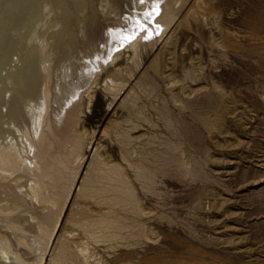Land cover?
I'll list each match as a JSON object with an SVG mask.
<instances>
[{
  "label": "rangeland",
  "instance_id": "1",
  "mask_svg": "<svg viewBox=\"0 0 264 264\" xmlns=\"http://www.w3.org/2000/svg\"><path fill=\"white\" fill-rule=\"evenodd\" d=\"M4 1L1 63L45 22L0 63V243L25 264H264V0H160L178 15L153 52L154 0Z\"/></svg>",
  "mask_w": 264,
  "mask_h": 264
},
{
  "label": "bare ground",
  "instance_id": "2",
  "mask_svg": "<svg viewBox=\"0 0 264 264\" xmlns=\"http://www.w3.org/2000/svg\"><path fill=\"white\" fill-rule=\"evenodd\" d=\"M7 0H5L4 2H6ZM30 1H32V0H30ZM3 2V3H4ZM7 2H9V3H11V1H7ZM28 2V1H27ZM8 3V4H9ZM6 4V3H5ZM17 4V3H16ZM29 4H31V2L29 3ZM47 5H44V4H42V5H44L43 7L44 8H46V7H48V9H50L49 8V6H48V3H46ZM1 5H2V3H1ZM39 5V4H38ZM32 6V5H31ZM11 7V6H10ZM13 7V6H12ZM41 8L42 9V11L44 12V13H47L48 12V9H46V11L47 12H45V9L44 8ZM6 8H8V7H6ZM23 9V8H22ZM21 9V10H22ZM26 9V8H25ZM27 9L28 10H30L28 7H27ZM159 9H161V12H160V14L158 15V16H156V12L159 10ZM14 10H15V8H14ZM24 10V9H23ZM12 11V10H11ZM33 11V10H32ZM50 12H51V10H50ZM2 13V12H1ZM28 13V12H27ZM36 13V12H35ZM31 14V13H30ZM52 14V13H51ZM21 15V14H20ZM27 15V14H26ZM46 15H48V13L46 14ZM177 15H178V13L175 11V9H174V7H173V3L171 2V1H166L164 4H162L161 6H160V0H154V2H153V5H150L149 7H148V9L145 11V12H143V13H141V14H136V19H135V24H137V25H144L145 27H146V29H145V31H146V33H147V31H150L151 32V36H152V40L150 41V42H152L150 45L152 46L151 48H150V50H151V52H153V51H155L157 48H158V46H159V44L160 43H162L163 41H164V39H166V37H168V35H169V33L171 32V30H172V28H173V26H174V24H175V21H176V18H177ZM3 17V16H2ZM14 17V16H13ZM23 15L20 17L21 19H23ZM131 17V16H130ZM1 18V17H0ZM44 15H38L37 16V18H35L34 17V20L33 21H30V22H28V23H31V24H29V25H31V29H29L28 30V32H27V37H26V42H25V45H19V44H17V49H16V51H14V53H13V55L9 58V60L8 61H6L5 62V64H3V63H1L2 61L4 62V59L1 61V59H0V63L1 64H3V66H2V70H4V71H6L7 70V68L11 65H13V66H18V65H20V64H23L22 62H23V59L25 58V57H27V55L29 54V47L30 48H32V45H34L36 42H41L42 43V41L41 40H39V38L41 37V35L39 34V32H40V30L41 29H39L40 28V26H43V24H44ZM11 20V19H10ZM13 20V22L14 21H16V19L14 20V18L12 19ZM30 20H32V19H30ZM46 20V19H45ZM12 23V22H11ZM17 23H19L18 21H16V23L13 25L14 27H15V25L17 24ZM5 24V23H4ZM3 24V25H4ZM3 27H5V25L3 26ZM26 26H24L23 28H25ZM6 28V27H5ZM11 28H13V27H11ZM17 29V28H16ZM159 29H161V33L158 35L157 34V32H158V30ZM7 30H9L8 28H7ZM22 30H25V29H22ZM144 30V29H143ZM2 31V30H1ZM11 31V30H10ZM122 32H124L125 33V35H118V37H119V39L117 40V41H115V43L117 42V44H116V46H118V47H120V44H124V43H126L127 41H130V37L132 36V35H135V33L137 32V27H135L134 29H132V30H130V29H128V28H126V29H123V30H121ZM120 31V32H121ZM142 31V30H141ZM121 32V33H122ZM12 33H14V32H12ZM19 33V32H18ZM23 32H21L20 33V35L22 34ZM110 34L112 33V32H109ZM10 34V33H9ZM15 34V33H14ZM24 34V33H23ZM22 34V35H23ZM109 34V35H110ZM144 34V33H143ZM22 35H21V38H22ZM38 35L40 36L39 38H37L38 37ZM140 35H141V33H140ZM18 36V35H17ZM139 36V35H138ZM137 36V37H138ZM24 37V36H23ZM137 37H135V38H137ZM140 37V36H139ZM138 37V38H139ZM38 40H37V39ZM37 41H36V40ZM19 40H21V39H19ZM23 41V40H22ZM36 41V42H35ZM137 39L136 40H134V41H132V42H130V44H129V46H131L132 48H134V47H136V45H137ZM18 43H20L19 41H17ZM35 42V43H34ZM13 46V45H12ZM22 46V47H21ZM5 48H6V46H5ZM14 48V47H13ZM37 48V47H36ZM106 48H107V45H106ZM9 49V48H8ZM108 50V49H107ZM1 51V50H0ZM109 51H111L110 49H109ZM112 52V51H111ZM105 54V53H104ZM5 55V54H4ZM109 55V54H108ZM44 56H46V54L44 55ZM3 57V56H2ZM5 57V56H4ZM32 58V57H31ZM13 59H15V60H13ZM42 60V59H41ZM30 61H31V59H30ZM34 61V60H33ZM45 61L43 60V62L42 63H44ZM28 63V62H27ZM44 65V64H43ZM102 65V64H101ZM9 67V69L11 68L12 69V67ZM86 66V65H85ZM103 66V65H102ZM14 67V68H15ZM13 68V69H14ZM19 68H21V67H19ZM0 69H1V67H0ZM12 69V70H13ZM89 69H90V67H89ZM88 70V69H87ZM94 70V69H93ZM1 71V70H0ZM13 71H15V70H13ZM21 71V70H20ZM6 72H9V71H6ZM93 72V71H92ZM14 73V72H13ZM13 73L12 72H10L9 74H12L13 75ZM15 73H17V71H15ZM141 73V74H140ZM139 74H140V76L139 77H141L142 76V72H140ZM6 74V73H5ZM9 74H7V75H5L4 77H6V76H8ZM83 76H82V78H86L85 76H87L85 73H83L82 74ZM85 75V76H84ZM89 75H91V73L89 74ZM14 76V75H13ZM12 76V77H13ZM20 76V75H19ZM138 77V78H139ZM7 78V77H6ZM11 77H9V79H10ZM14 78V77H13ZM20 78V77H19ZM79 78V77H78ZM77 78V79H78ZM81 78V77H80ZM132 78V77H131ZM5 80V79H4ZM10 80H12V79H10ZM14 80V79H13ZM134 78L133 79H131L130 80V82H128V84H125V85H123L122 87H121V89L119 90V92L116 94V97H115V99H114V101H116V102H124L127 98H128V96H129V94H130V91H129V89H130V86H134L135 84H137L138 82L137 81H135L134 82ZM9 81V80H8ZM17 81V80H16ZM16 81L14 80V82L16 83ZM78 81H79V79H78ZM78 81H77V83H78ZM24 81H22V83H23ZM9 83H10V81H9ZM12 83V85H13V82H11ZM1 85V84H0ZM8 85V84H7ZM14 85H16V84H14ZM14 85L12 86V87H14ZM20 85H21V83H20ZM10 85H8L7 87H9ZM11 87V86H10ZM12 87H11V89H12ZM17 87V86H16ZM27 87V86H26ZM6 88V87H5ZM23 88V87H22ZM28 88V87H27ZM10 88H8V90L10 91L11 90ZM15 89V88H14ZM14 89H12V90H14ZM7 90V91H8ZM24 90V89H23ZM86 90V89H85ZM2 91V90H1ZM27 91V90H26ZM198 91V90H197ZM12 92V91H11ZM10 92V93H11ZM20 92V91H19ZM39 92H41V94H40V96L38 97V99L36 98V100L34 99V100H28V99H26L24 96L22 97V99H23V101H24V104H25V108H26V112L28 113V115H31L32 113H35V115H33L32 114V116H33V118H34V116H35V118L33 119V123H35V124H37L38 122H40L39 121V119H41L40 118V112L41 111H43V109H44V107H45V101H46V98H47V93L48 92H46V90L45 89H42V91H40L39 90ZM6 93V92H5ZM13 93V92H12ZM2 95H4V94H2ZM1 97V96H0ZM191 97V96H190ZM189 97V99H187V105H188V107H190V106H192L193 104H195V103H197L198 102V97L199 96H197L196 97V99L195 100H192L191 98ZM5 98V97H4ZM18 99H21V98H18ZM194 99V98H193ZM6 100V99H5ZM2 101H3V99H2ZM20 101V100H19ZM4 102V101H3ZM23 103V102H22ZM7 104V103H6ZM18 104V103H17ZM3 106V105H2ZM0 108H2V107H0ZM3 109V108H2ZM1 109V110H2ZM5 109H8V108H5ZM15 109H17V108H15ZM23 109V108H22ZM13 110V109H12ZM4 111V110H3ZM18 112V111H17ZM67 112H70V109L69 110H67L66 112L64 111V115L65 114H67ZM1 113H3V112H1ZM14 113V112H13ZM21 113V112H20ZM13 115V114H12ZM60 115H62V114H60ZM59 115V116H60ZM68 115V114H67ZM67 115H65V117L67 116ZM13 116H15V115H13ZM63 116V115H62ZM14 118V117H13ZM32 118V117H31ZM58 118V117H57ZM64 118V117H63ZM64 119H66V118H64ZM10 121H7V123H5L6 124V127H7V125H8V127H10V125H12L13 123H12V121H11V119H9ZM16 120V119H15ZM1 121V120H0ZM32 121V120H31ZM15 122V121H14ZM17 123V122H16ZM33 123H32V125H33ZM15 125V124H14ZM17 125V124H16ZM15 125V126H16ZM13 127V126H12ZM36 127V126H35ZM33 128V127H32ZM4 129H5V127H4ZM15 129V128H14ZM2 130V129H1ZM6 131H7V129H5ZM4 130V131H5ZM39 130V129H38ZM38 130L36 131V132H38ZM10 132H12V131H10ZM52 132H54V131H52ZM34 134V133H33ZM9 135H10V133H9ZM36 135H38V133H36ZM22 136V135H21ZM0 137H1V132H0ZM38 137V136H37ZM39 138V137H38ZM28 139V138H27ZM26 139V140H27ZM25 140V141H26ZM29 140V139H28ZM29 142V141H28ZM24 143H26V142H24ZM27 144V143H26ZM30 144V143H29ZM29 150V149H28ZM9 151V150H8ZM1 153V152H0ZM19 154H22V153H19ZM8 158V157H7ZM7 158H5L4 157V161L7 159ZM76 187L77 186H75V189H76ZM37 190L38 189H36L35 187H32V186H30L29 187V191L31 192L30 194H31V196L32 197H34L35 195H36V192H37ZM60 220H61V217L59 218ZM60 220H58V222L60 221ZM56 229H54V231H55ZM53 234H54V232H53ZM56 234V233H55ZM53 236V235H52ZM55 236V235H54ZM51 239V238H50ZM0 260H2L3 259V257H4V259H12L15 263L14 264H25L24 262H22L21 261V259L18 257V256H16L15 254L13 255V254H11L10 253V249H8V246H7V243L6 242H4V241H2V243H0ZM10 254H11V256H10ZM2 258V259H1ZM46 257H45V255L43 254L41 257H40V260H39V264H42V262H43V260L45 259ZM5 260H3V262L2 261H0V264H6L5 262H4ZM27 264V263H26Z\"/></svg>",
  "mask_w": 264,
  "mask_h": 264
}]
</instances>
